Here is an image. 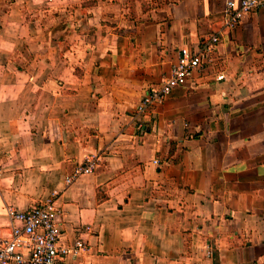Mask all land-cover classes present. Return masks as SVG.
<instances>
[{
	"label": "crops",
	"instance_id": "1",
	"mask_svg": "<svg viewBox=\"0 0 264 264\" xmlns=\"http://www.w3.org/2000/svg\"><path fill=\"white\" fill-rule=\"evenodd\" d=\"M128 3L0 0V237L6 206L55 193L61 243L87 246L59 264H264V7L228 29L226 0ZM216 32L212 63L134 116Z\"/></svg>",
	"mask_w": 264,
	"mask_h": 264
},
{
	"label": "built area",
	"instance_id": "2",
	"mask_svg": "<svg viewBox=\"0 0 264 264\" xmlns=\"http://www.w3.org/2000/svg\"><path fill=\"white\" fill-rule=\"evenodd\" d=\"M264 7V0H226L223 10L224 28L233 29L244 16ZM219 32L213 33L208 42L197 48L183 46L169 75L149 88L135 106L134 116L148 112L162 103L176 86L183 85L194 71L202 70L212 63L214 45L219 41ZM223 74L216 76L217 80ZM98 156L88 154L77 164L72 173L64 177L69 186L82 174L95 171ZM10 222V234L0 237V264H59L67 256H75L87 249L82 239L61 243V231L56 217L58 214L56 194L25 209L8 205L5 208Z\"/></svg>",
	"mask_w": 264,
	"mask_h": 264
},
{
	"label": "rangeland",
	"instance_id": "3",
	"mask_svg": "<svg viewBox=\"0 0 264 264\" xmlns=\"http://www.w3.org/2000/svg\"><path fill=\"white\" fill-rule=\"evenodd\" d=\"M171 0H138L135 2L134 0H129L128 6L130 9L135 10L136 8H140L145 13L149 10L158 11L162 9L165 4L167 5Z\"/></svg>",
	"mask_w": 264,
	"mask_h": 264
}]
</instances>
